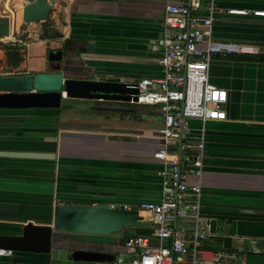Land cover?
<instances>
[{"label":"crops","instance_id":"crops-1","mask_svg":"<svg viewBox=\"0 0 264 264\" xmlns=\"http://www.w3.org/2000/svg\"><path fill=\"white\" fill-rule=\"evenodd\" d=\"M48 1L53 8L46 23H25L21 0H0V76L47 72L54 50L62 51L61 63L75 77L131 82L162 75L167 0ZM216 1L220 19L212 38L237 50L213 54L208 68L209 83L227 92L225 118H192L183 139L190 145L203 139L200 214L215 219V232L200 248L206 259L224 250L239 254L243 264H264V62L240 57L264 53V16L227 12L264 9V0ZM44 28L61 37L43 38ZM11 48L21 51L18 66L9 60L16 56ZM134 104L65 96L59 108H0V152L40 155L0 156V234L18 235L26 223H52L58 203L158 201L162 163L152 151L161 144L162 115ZM138 214L142 219L131 229L100 239L55 232L52 247H59L57 240H92L96 250L128 258L132 250L124 236L148 235L156 244L146 225L151 215ZM185 220L176 225L187 228ZM118 240L122 245L114 249ZM174 262L190 264V258ZM88 263L28 251L0 256V264Z\"/></svg>","mask_w":264,"mask_h":264},{"label":"built area","instance_id":"built-area-1","mask_svg":"<svg viewBox=\"0 0 264 264\" xmlns=\"http://www.w3.org/2000/svg\"><path fill=\"white\" fill-rule=\"evenodd\" d=\"M227 12L264 16V9L229 8ZM219 19L216 0L165 3L163 73L131 81L138 88L132 103L157 108L162 115L161 144L152 151V157L162 163L160 198L135 204L138 212L151 215L146 225L156 244L148 235H127L124 246L132 250L128 258L115 254L113 260L88 264H175V258L183 255L189 256L190 264H243L239 254L231 251L218 250L210 259L202 255V242L212 236L200 214L203 139L195 145L183 141L190 119L204 123L226 116L227 92L209 83L208 68L213 54L236 51L237 45L213 40L212 26ZM108 205L132 207L128 203ZM178 218L186 219L188 227L177 226ZM12 254V249L0 247V256Z\"/></svg>","mask_w":264,"mask_h":264},{"label":"water","instance_id":"water-1","mask_svg":"<svg viewBox=\"0 0 264 264\" xmlns=\"http://www.w3.org/2000/svg\"><path fill=\"white\" fill-rule=\"evenodd\" d=\"M22 19L25 23L45 21L53 5L48 0H21ZM47 72L0 76V108H59L63 97L110 99L135 102L137 84L94 74L93 78L68 74L61 63L62 51L48 52ZM0 156L39 157L37 153L0 152ZM142 219L137 206L125 210L121 206L110 207L105 202L94 204L58 203L53 209L50 224L26 223L18 235L0 234V247L16 252H34L69 259L74 262L113 260L114 254L93 248L92 240H85L65 255L66 249L52 247L54 233H74L92 236H108L120 232ZM202 223L215 232V219L203 217ZM84 240V239H83ZM84 241H82L83 243Z\"/></svg>","mask_w":264,"mask_h":264},{"label":"trees","instance_id":"trees-1","mask_svg":"<svg viewBox=\"0 0 264 264\" xmlns=\"http://www.w3.org/2000/svg\"><path fill=\"white\" fill-rule=\"evenodd\" d=\"M44 22H46V21H44ZM41 36L43 38H45V37L57 38V37H61V32L56 30V29H53V28H44ZM16 53H18V55H19V53H21L19 48H18V51H16ZM240 57L244 58V59H248V60H256V61L264 62V53H256V54L255 53H244V54H241Z\"/></svg>","mask_w":264,"mask_h":264},{"label":"rangeland","instance_id":"rangeland-1","mask_svg":"<svg viewBox=\"0 0 264 264\" xmlns=\"http://www.w3.org/2000/svg\"><path fill=\"white\" fill-rule=\"evenodd\" d=\"M46 20H48V18L46 19ZM45 20V21H46ZM42 21H37V23H41ZM46 23V22H45ZM16 49V48H15ZM16 51H18V49H16V50H14V48H11L10 49V53L12 54V55H14L15 53H16ZM16 56L15 57H9V60L11 61V64H13L14 65V63L18 66L20 63V60L22 59V56H19L18 55V53H16L15 54ZM19 61V62H18ZM18 63V64H17ZM13 68H15V66L13 67ZM102 102V101H101ZM137 103H135L134 105V107H137V105H136ZM203 167V166H202ZM129 229H131L130 228V226H124L123 227V231L124 230H129ZM119 233V232H118ZM96 237H101V236H96ZM97 239H99V238H97ZM67 241H69V240H67ZM64 242V240H61V243H63ZM120 245H122V243L118 240V242L113 246L114 247V249H119L120 248ZM104 249V247H98V249ZM107 250H111L110 248L108 249V248H106ZM113 251V250H112Z\"/></svg>","mask_w":264,"mask_h":264},{"label":"flooded vegetation","instance_id":"flooded-vegetation-1","mask_svg":"<svg viewBox=\"0 0 264 264\" xmlns=\"http://www.w3.org/2000/svg\"><path fill=\"white\" fill-rule=\"evenodd\" d=\"M95 238H99L100 239L102 237H95ZM57 241H60L59 245H58L59 247H55V248H57L58 250H62V248L66 249L65 255L67 254V252L69 253L70 251H73L75 249V247H74L75 245L81 244V240L80 239H74V240H69V241L64 240L63 243H61V240H57ZM65 245H67V247ZM83 247H84V245L81 246V248H83ZM85 248L95 249V250L97 249L95 246H93V248L90 247V246H86Z\"/></svg>","mask_w":264,"mask_h":264}]
</instances>
